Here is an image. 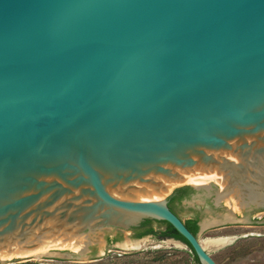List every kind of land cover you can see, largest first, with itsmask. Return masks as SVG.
Masks as SVG:
<instances>
[{"label":"water","instance_id":"water-1","mask_svg":"<svg viewBox=\"0 0 264 264\" xmlns=\"http://www.w3.org/2000/svg\"><path fill=\"white\" fill-rule=\"evenodd\" d=\"M182 186L194 191L176 208L205 206L197 234L169 206ZM235 191L241 216L218 210ZM253 210L264 0H0V264L86 235L43 255L99 258L105 231L144 219L218 264L200 233L264 223Z\"/></svg>","mask_w":264,"mask_h":264},{"label":"rangeland","instance_id":"rangeland-1","mask_svg":"<svg viewBox=\"0 0 264 264\" xmlns=\"http://www.w3.org/2000/svg\"><path fill=\"white\" fill-rule=\"evenodd\" d=\"M231 192L225 196L223 206L232 208L236 213H242L235 193ZM239 194V193H238ZM214 195L208 199L213 200ZM182 218L187 221L196 215V209L204 211L203 205L183 204L177 208ZM252 218V214L249 213ZM256 216L264 220V211L257 213ZM117 230L111 229L105 231L100 237V242L90 249V252L96 251L101 254V259L92 257L81 258L79 260L65 258H50L45 255L25 257L16 262L9 261L7 264H199L188 246L174 240H158L151 236H145L141 240L133 241L140 243L137 248L121 247L131 236L122 235L119 242L111 241L107 243V238L116 235ZM218 237H232L233 240L228 243L212 244L210 239ZM90 242L89 236H86ZM199 238L206 249L211 253L218 264H264V223L247 225H229L217 229H208L201 232ZM122 239V240H121ZM69 248V249H68ZM69 250L74 251L72 247H64L51 250ZM50 250V251H51ZM126 253V254H125ZM96 257V256H93Z\"/></svg>","mask_w":264,"mask_h":264},{"label":"flooded vegetation","instance_id":"flooded-vegetation-1","mask_svg":"<svg viewBox=\"0 0 264 264\" xmlns=\"http://www.w3.org/2000/svg\"><path fill=\"white\" fill-rule=\"evenodd\" d=\"M189 197V196H188ZM186 198V197H185ZM183 200H184V198L181 200V202H183ZM208 203L211 205V206H213L214 207V203L211 201V200H209L208 201ZM205 207V206H204ZM228 209L229 210H231L232 208H228L227 206H223V204H222V206H221V208H219L218 210L220 211V210H223V211H225V212H227L228 211ZM180 217H181V215H180V213H179V211H178V209L176 208V207H174V209H173ZM264 210H259V211H257V210H253L252 212H251V214H252V219L254 220V221H262L261 220V218H258L257 216H256V214L257 213H260V212H263ZM196 215L195 216H198V218H199V226H200V221H201V219H202V217H203V210H201V209H196ZM239 216H241V215H243V214H246V212L245 213H237ZM182 218V217H181ZM192 218V217H191ZM183 219V218H182ZM190 219V218H189ZM188 219V220H189ZM183 221L185 222V224L187 223V221H185L184 219H183ZM162 223H164V225L162 224ZM256 224V223H255ZM258 224V223H257ZM187 225V224H186ZM229 226V225H228ZM154 228V230L155 231H157L158 233H149V234H146V235H144V236H141V237H139V234L140 233H142V232H144V231H146V230H148V229H150V228ZM221 227H226V226H221ZM217 228H220V227H215V228H212V229H217ZM168 229H169V224L166 222V221H158V220H153V219H144L143 221H141L140 222V224H138V225H136V226H133V227H131L128 231H131V240H133V241H136V240H141L142 238H144L145 236H151L152 238H157L158 240H165V239H169V240H182V241H185V240H183V239H179V238H177V237H175V236H173L172 234H170V233H165V232H167L168 231ZM115 230H117V229H115ZM122 235H123V232L122 231H120V230H117V232H116V235L114 236V237H112V238H107V243H110L111 241H114V242H119L120 241V238L122 237ZM122 240V239H121ZM139 247V246H138ZM132 248H137V247H132ZM189 248V250L192 252V254L194 255V251L191 249V247H188ZM93 255H95V254H97L98 252H96V251H93V252H91ZM126 254V253H125ZM194 257H195V255H194ZM102 258V256H100L99 258H94V259H101ZM196 259V258H195ZM199 263V262H198Z\"/></svg>","mask_w":264,"mask_h":264},{"label":"trees","instance_id":"trees-1","mask_svg":"<svg viewBox=\"0 0 264 264\" xmlns=\"http://www.w3.org/2000/svg\"><path fill=\"white\" fill-rule=\"evenodd\" d=\"M193 191H194V189L191 186H182V187L176 188L174 190L172 196L170 197V200H169V206L171 207V209L172 210L174 209L175 201H181L183 198L190 196ZM198 222H199L198 216H193L192 218L187 220L186 224H187L188 228L194 234H197L200 230V226H199ZM168 224H169V229L165 233H170L179 239L185 240V238L174 228V226H172L170 223H168ZM149 233H158V232L155 231L154 228L152 227V228L140 233L139 237L144 236V235L149 234ZM194 255H195L196 260L199 262V259L197 258L195 253H194ZM199 264H201V263L199 262Z\"/></svg>","mask_w":264,"mask_h":264},{"label":"bare ground","instance_id":"bare-ground-1","mask_svg":"<svg viewBox=\"0 0 264 264\" xmlns=\"http://www.w3.org/2000/svg\"><path fill=\"white\" fill-rule=\"evenodd\" d=\"M233 193V192H232ZM229 194V193H228ZM228 194H225V196H229ZM239 195V194H238ZM246 196L248 197L250 200L252 201H257L259 199V197H257L254 193H252L249 189H245L244 190V193L241 192V196ZM224 196V197H225ZM241 200L242 197H241ZM245 202V200H243ZM88 236V235H86ZM86 236L80 241V243L78 245H75L74 243H72L71 241H66L63 243L64 246H68L70 245V247H72L75 251H79V250H82V249H85L89 243V241L87 240ZM90 237V236H89ZM233 240L232 237H218V238H213V239H210L209 242L212 243V244H222V243H228V242H231ZM136 242V241H135ZM133 242L132 240H127L125 241L122 245L124 248H127V247H138L140 246V243H135ZM62 245V244H61ZM69 249V248H68ZM51 249L49 250H44V251H38V252H35L27 257H33V256H40V255H43V254H46L48 252H50ZM64 250V249H63ZM7 260H10L8 257H3Z\"/></svg>","mask_w":264,"mask_h":264}]
</instances>
